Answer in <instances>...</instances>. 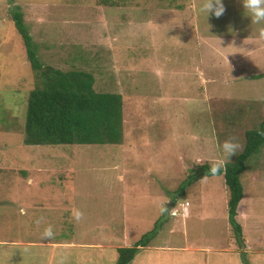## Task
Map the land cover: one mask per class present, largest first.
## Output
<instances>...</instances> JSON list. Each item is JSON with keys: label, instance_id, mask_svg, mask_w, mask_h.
I'll use <instances>...</instances> for the list:
<instances>
[{"label": "rangeland", "instance_id": "374dc122", "mask_svg": "<svg viewBox=\"0 0 264 264\" xmlns=\"http://www.w3.org/2000/svg\"><path fill=\"white\" fill-rule=\"evenodd\" d=\"M203 3L0 0V264H116L124 227V248L155 233L128 264H209L207 257L221 264L206 248H230L233 260L224 264H254L253 254L237 249L223 177L179 189L200 165L233 161L245 133L264 120L258 26L243 0H223L224 14L208 18ZM16 9L43 68L88 72L95 92L122 96L119 144H24L37 74L9 16ZM232 138L241 147L227 159L222 145ZM240 182L264 218V146ZM244 209L235 220L251 250L250 230L264 220L247 227ZM48 226L54 235L44 238Z\"/></svg>", "mask_w": 264, "mask_h": 264}, {"label": "trees", "instance_id": "16d2710c", "mask_svg": "<svg viewBox=\"0 0 264 264\" xmlns=\"http://www.w3.org/2000/svg\"><path fill=\"white\" fill-rule=\"evenodd\" d=\"M9 16L21 37L31 70L37 74V82L27 101L24 144H119L123 128L122 96L95 92L94 77L85 71L62 72L49 68L44 71L25 27L22 12L16 9L10 11ZM259 78H264V73L256 75V79ZM244 138L243 152L233 161L226 162L216 172L212 171V166L200 165L196 171H189L179 187L183 191L203 177H223L228 195L227 218L239 250L244 248L241 228L235 220L237 206L243 197L240 175L246 163L255 160L264 146V120L257 129L247 131ZM154 234L152 231L144 234L131 248H118L116 264H128L139 248L147 246Z\"/></svg>", "mask_w": 264, "mask_h": 264}, {"label": "crops", "instance_id": "0c3cea01", "mask_svg": "<svg viewBox=\"0 0 264 264\" xmlns=\"http://www.w3.org/2000/svg\"><path fill=\"white\" fill-rule=\"evenodd\" d=\"M227 38H224V40H226ZM200 41H201V38L199 39ZM244 42V41H243ZM200 61H202L201 59H200ZM224 66L225 67H228L225 63H224ZM230 68H233V66L232 65H230ZM198 70H201V68H198ZM200 76H201V72H200ZM245 201H247V205L245 206L244 205V203H245ZM254 202H255V200H251V199H247L246 197H245V195H244V192H243V197H242V199H241V201L239 202V204H238V210H237V215H236V217L235 218H237L238 216H239V209H240V206L243 208V206H244V211L242 210V215H244L245 217H248V219H247V222H248V224H247V227H249V225H250V223H249V220H252V221H256V220H258V221H260V222H263V220H264V218H263V216L262 215H260V214H256L255 212H256V208H254V206L253 205H255L254 204ZM57 205V204H56ZM244 217V218H245ZM174 218H176V217H174ZM124 227V226H123ZM124 229H125V227L123 228V230H122V236H123V238H122V240H123V243H121V246H117V249L118 248H124V247H128L127 245H125V239H126V235H125V231H124ZM241 230H243V227H241ZM261 230L263 231L264 230V227H261ZM260 230V228H259V230L257 231V230H254L253 229V234H254V236H253V234H252V230H250V232H251V243L253 242V246H252V248H251V250H249V248H248V245H247V243H246V245H245V250H244V252L245 253H251V254H253V256L255 257L254 258V264H264V245L263 246H261L262 244H264V232L263 233H261V232H259V231H261ZM257 231V232H256ZM243 239H245L246 240V238H243ZM244 240V242H247V240L245 241ZM138 241V240H137ZM136 241V242H137ZM58 245H60V246H62L61 248H63V249H71V248H77V247H75V246H78L77 244H74V243H61V244H58ZM122 245L124 246V247H122ZM55 246V245H54ZM90 247H93V248H89V249H92V250H100L99 248L97 249L96 247H98L97 245H94V246H90ZM184 248L183 249H185V250H187L188 248L186 247V246H183ZM60 248V247H59ZM165 249H169L168 247H164ZM139 249H144V247H142V248H139ZM159 249V247H151L150 249L148 248V250L150 251V252H153V251H156V250H158ZM162 250H163V248H161ZM238 249V248H237ZM189 250V249H188ZM117 251V250H116ZM216 252H212L211 251V249H208V248H206V250H205V252H204V254H206V257L207 256H209V257H213V255H215L214 257L216 258V260H218V261H220V263L221 264H224V262L225 261H232L233 260V258H229V255L230 254H232L233 255V251L230 249V248H228V249H224V250H220L219 252L217 251V250H215ZM241 251V250H240ZM149 252V253H150ZM201 252V251H200ZM243 252V253H244ZM148 253V254H149ZM202 253V252H201ZM212 255V256H211ZM225 255V256H224ZM150 257H152V255H149L148 257H147V259L146 260H149L150 259ZM205 257V258H206ZM232 259V260H231ZM206 262H208L209 264H210V262H209V258L207 257V259L205 260ZM231 263V262H230Z\"/></svg>", "mask_w": 264, "mask_h": 264}, {"label": "clouds", "instance_id": "9594fccd", "mask_svg": "<svg viewBox=\"0 0 264 264\" xmlns=\"http://www.w3.org/2000/svg\"><path fill=\"white\" fill-rule=\"evenodd\" d=\"M243 6L244 9L247 10V16L251 18L252 23H255L258 26L257 38L264 40V0H243ZM213 10L216 17L222 16L225 12L223 0H204V3L202 4V11L206 13L207 18L209 16V13ZM240 147L241 145L239 144V142L232 138L223 142L222 150L225 157L229 159L231 156L235 155ZM224 164L225 160L221 159L218 163L212 166V171H218ZM74 215L76 219L79 220L82 217L83 213L80 211H76ZM171 216H176L175 211L174 213L171 212ZM42 235L44 238L52 237L54 235L52 227H46Z\"/></svg>", "mask_w": 264, "mask_h": 264}, {"label": "water", "instance_id": "95a60500", "mask_svg": "<svg viewBox=\"0 0 264 264\" xmlns=\"http://www.w3.org/2000/svg\"><path fill=\"white\" fill-rule=\"evenodd\" d=\"M44 71H46L47 69L43 68Z\"/></svg>", "mask_w": 264, "mask_h": 264}]
</instances>
